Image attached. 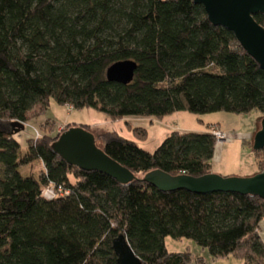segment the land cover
<instances>
[{
    "label": "trees",
    "instance_id": "1",
    "mask_svg": "<svg viewBox=\"0 0 264 264\" xmlns=\"http://www.w3.org/2000/svg\"><path fill=\"white\" fill-rule=\"evenodd\" d=\"M253 17L264 27V14ZM121 60L137 65L126 84L106 76ZM50 99L111 119L254 109L264 115V72L229 30L210 23L201 4L0 0V264H119L113 247L119 236L139 264H190V252L166 248L167 236L192 240L213 260L235 256L264 264V199L163 192L143 180L154 169L210 173L212 132L172 130L152 152L104 132L96 146L134 176L120 183L66 163L51 148L60 133L33 135L21 150L14 123L25 122L36 105L46 109ZM133 132L138 139L146 135L143 128ZM252 151L264 154V148ZM33 161L44 170L23 175L21 167ZM46 186L63 195L44 197Z\"/></svg>",
    "mask_w": 264,
    "mask_h": 264
},
{
    "label": "rangeland",
    "instance_id": "2",
    "mask_svg": "<svg viewBox=\"0 0 264 264\" xmlns=\"http://www.w3.org/2000/svg\"><path fill=\"white\" fill-rule=\"evenodd\" d=\"M263 116L254 109L244 114L229 112L194 114L178 111L163 118L111 119L93 108L73 109L50 99L46 109L41 105H36L29 111L27 120L22 122L23 128L18 129L19 125H14L13 133L17 135L21 150H24L27 138L33 135L38 137L45 134L53 137L69 127L82 126L96 137L97 146H101L98 136L107 131H116L126 138L135 140L146 151L152 152L172 130L203 132L207 129V131L217 133V135L214 134L217 140L214 155L209 162L210 172H218L223 176H229L227 175L229 173H234L236 176H250L258 172V164L264 161V154L256 155L252 151V138L260 128ZM217 120H219L218 123H212ZM134 127L145 130L146 135L143 139H138L135 136ZM43 170L42 163L33 161L31 165L21 167L20 172L27 175L30 171L37 176ZM48 188L49 186H46L43 189ZM260 231L259 226V234ZM164 244L169 251L190 252V264H198L202 255L206 260L209 259L207 250L202 252L203 249L192 240L185 238L174 240L167 236L164 238ZM227 257V259L220 258L221 262L217 264H244L240 258Z\"/></svg>",
    "mask_w": 264,
    "mask_h": 264
},
{
    "label": "water",
    "instance_id": "3",
    "mask_svg": "<svg viewBox=\"0 0 264 264\" xmlns=\"http://www.w3.org/2000/svg\"><path fill=\"white\" fill-rule=\"evenodd\" d=\"M201 4L207 18L214 26L229 30L248 55L253 57L264 72V27L258 24L254 15L264 14V0H193ZM132 60H121L112 63L106 76L109 81L122 84L130 82L136 70ZM18 129L23 126L20 122ZM51 148L66 163L85 171L104 173L120 183L134 179L133 174L118 164L96 146L94 135L82 126H73L60 133ZM264 148V117H261L260 128L252 138V150ZM143 180L160 191L186 190L205 194L210 192H234L241 195L250 194L264 199V169L250 176H223L210 172L194 177L186 174L170 175L160 169L148 171ZM119 264H139L123 236L113 241Z\"/></svg>",
    "mask_w": 264,
    "mask_h": 264
},
{
    "label": "crops",
    "instance_id": "4",
    "mask_svg": "<svg viewBox=\"0 0 264 264\" xmlns=\"http://www.w3.org/2000/svg\"><path fill=\"white\" fill-rule=\"evenodd\" d=\"M125 119V118H124ZM126 120V119H125ZM219 122V120H217L216 122H212V123H218ZM20 124H22V126H24V124L22 123V122H20ZM205 131H207V129L205 130ZM215 173H218V172H215ZM219 174V173H218ZM227 175H234V173H229V174H227ZM260 229H261V231H260V236H261V238H262V240L264 241V220L263 221H261L260 222ZM202 252H204V250H202ZM208 260H206L205 258H204V255H202L201 257H200V260H199V263L198 264H208V263H210V264H217V263H220L221 261H219L220 259H218V260H212L211 258H210V256H209V254H208ZM228 257H226V258H223V259H227Z\"/></svg>",
    "mask_w": 264,
    "mask_h": 264
},
{
    "label": "built area",
    "instance_id": "5",
    "mask_svg": "<svg viewBox=\"0 0 264 264\" xmlns=\"http://www.w3.org/2000/svg\"><path fill=\"white\" fill-rule=\"evenodd\" d=\"M213 134L217 135V133H214V132H213ZM59 194L63 195L61 188L56 190L53 186H49L48 189H43V195H44V197H46L48 199L49 198H54V197L58 196Z\"/></svg>",
    "mask_w": 264,
    "mask_h": 264
}]
</instances>
